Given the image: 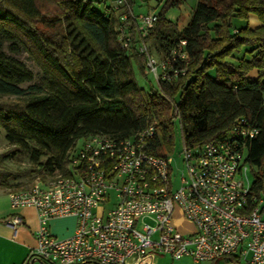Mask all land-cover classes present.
<instances>
[{"label":"trees","instance_id":"16d2710c","mask_svg":"<svg viewBox=\"0 0 264 264\" xmlns=\"http://www.w3.org/2000/svg\"><path fill=\"white\" fill-rule=\"evenodd\" d=\"M125 1L123 12L131 15V2ZM180 2L166 0L145 38L129 19L132 46L124 49L117 32L126 24L119 20L123 13L110 7L99 13L91 0H0V132L13 147L0 158L23 152L32 171L53 179L69 175L79 139H126L153 125L159 134L145 150L167 157L175 124L182 147H198L222 140L245 119L258 128L246 142L250 196L264 208V0H198L178 31L164 13ZM250 15L260 23L257 28L249 27ZM233 19L244 26L232 28ZM150 41L160 59L185 41L188 59L173 66L183 75L145 91L135 81L133 65L145 76V57L137 46ZM23 52L41 70L27 89L21 85L34 75L18 59ZM219 261L239 264L231 256L212 264Z\"/></svg>","mask_w":264,"mask_h":264},{"label":"built area","instance_id":"2783aa9c","mask_svg":"<svg viewBox=\"0 0 264 264\" xmlns=\"http://www.w3.org/2000/svg\"><path fill=\"white\" fill-rule=\"evenodd\" d=\"M125 6V0H117L110 8L119 12ZM129 19L140 38L158 22L156 14L119 17L121 23ZM124 25L117 29L118 42L128 49L132 41ZM185 45L180 41L165 59L156 60L140 43L144 74L156 82L183 75L173 66L187 63ZM257 133L255 124L240 119L218 142L182 147L178 155L184 174L178 184L168 157L145 150L159 134L153 125L126 139H84L69 157L68 176L8 194L12 211L33 208L39 221L35 247L23 264H153L158 255L189 257L195 263L231 256L238 263L264 264V210L262 200L250 196L247 177L246 142ZM175 206L193 232L175 230ZM68 216L76 219L74 233L58 239L48 221ZM6 223L15 230L23 221L13 213Z\"/></svg>","mask_w":264,"mask_h":264},{"label":"rangeland","instance_id":"374dc122","mask_svg":"<svg viewBox=\"0 0 264 264\" xmlns=\"http://www.w3.org/2000/svg\"><path fill=\"white\" fill-rule=\"evenodd\" d=\"M93 3V8L99 13H103L105 11V7H113L117 0H91ZM131 2V10L132 14L137 17L139 15H147V14H159L162 12V8L166 0H128ZM198 0H181L178 7L169 8L164 13V18L174 24L178 31L182 30L187 23L189 22L193 10L197 4ZM118 13H124L123 9ZM251 16V20H249L250 25L257 21V18L253 15ZM259 23V22H258ZM129 28L127 23L124 25ZM244 26V22L239 21L237 19L232 20V28L242 27ZM144 44V43H143ZM139 45V44H138ZM148 49L149 53L153 56L154 59L157 60V56L154 52L153 43L150 41L147 44H144ZM25 66L33 72L34 78L31 83L22 84L21 87L27 89L29 86L36 84L41 76V70L38 65L32 60L30 55L23 52L18 56ZM144 64V62H143ZM134 77L138 86L143 88L145 91H148L151 87L156 86V81L154 77L148 73H145V76H142L137 66L133 65ZM252 77H255V73L251 74ZM84 139H79L76 142L75 151L79 150L82 146ZM182 148L180 134L177 124L174 127V145L170 153L167 154L169 164L172 170V177L176 181L175 184H178L180 177L184 174V167L181 162V158H179V152ZM13 151L12 145L7 143L4 137V131L0 132V157L3 154L9 153ZM33 167L30 163L27 155L23 152L16 153L15 157H9L6 159L0 158V191L4 189H9L11 191H20L31 187L33 184L37 182H47L50 179L48 175H46L42 171H32ZM41 176H44L45 179L42 180ZM247 177L252 183L253 175L252 170L249 167L247 171ZM261 211L264 208L260 209ZM262 219H264V215H262ZM172 225L175 230L181 235H187L194 231V226L188 222L180 209L175 206L174 213L172 216ZM153 264H212V262H202L195 263L189 257H184L179 260H171L166 255H158ZM216 264V263H215ZM218 264H225L223 261H219ZM239 264H247V263H239Z\"/></svg>","mask_w":264,"mask_h":264},{"label":"crops","instance_id":"0c3cea01","mask_svg":"<svg viewBox=\"0 0 264 264\" xmlns=\"http://www.w3.org/2000/svg\"><path fill=\"white\" fill-rule=\"evenodd\" d=\"M249 20L251 16L248 25L252 29L260 25L257 21L250 25ZM10 192L9 189L0 191V264H23L35 247V231L38 229L39 221L33 208L26 207L12 211L8 197ZM13 213L20 216L23 221L15 230L6 223ZM48 228L56 238H67L74 233L76 219L73 216L54 218L48 221ZM32 264L41 263L35 261Z\"/></svg>","mask_w":264,"mask_h":264}]
</instances>
